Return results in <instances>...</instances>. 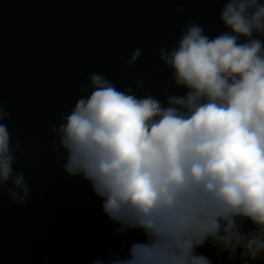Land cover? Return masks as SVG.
<instances>
[{"label":"clouds","instance_id":"1","mask_svg":"<svg viewBox=\"0 0 264 264\" xmlns=\"http://www.w3.org/2000/svg\"><path fill=\"white\" fill-rule=\"evenodd\" d=\"M219 20L215 36L191 21L159 48L170 73L163 99L146 74L118 88L91 72L51 127L56 166L89 185L121 238L120 252L91 264H214L198 251L209 243L264 264V0H223ZM10 119L0 101V197L22 207L32 189L16 168ZM134 230L144 239L128 244Z\"/></svg>","mask_w":264,"mask_h":264},{"label":"water","instance_id":"2","mask_svg":"<svg viewBox=\"0 0 264 264\" xmlns=\"http://www.w3.org/2000/svg\"><path fill=\"white\" fill-rule=\"evenodd\" d=\"M177 7L188 11L178 16ZM222 7L223 0H0V101L11 114L13 141L22 144L17 171L32 189L22 207L0 197V264H91L120 252L121 238L101 200L56 166L50 129L91 72L118 88L134 87L146 74L149 91L163 99L170 73L158 60L159 48L174 46L179 26L191 21L210 36L224 31ZM136 48L143 54L129 68L125 61ZM123 239L144 237L134 230ZM198 251L213 259L219 250L209 243Z\"/></svg>","mask_w":264,"mask_h":264},{"label":"built area","instance_id":"3","mask_svg":"<svg viewBox=\"0 0 264 264\" xmlns=\"http://www.w3.org/2000/svg\"><path fill=\"white\" fill-rule=\"evenodd\" d=\"M218 264H223L226 261L224 259L218 258ZM228 264H236V259H230L227 261ZM240 264H252L248 256H245L243 260L240 259Z\"/></svg>","mask_w":264,"mask_h":264},{"label":"trees","instance_id":"4","mask_svg":"<svg viewBox=\"0 0 264 264\" xmlns=\"http://www.w3.org/2000/svg\"><path fill=\"white\" fill-rule=\"evenodd\" d=\"M218 258H221V259H224L226 262L223 263V264H228L227 261L230 260L229 257H228V253L227 251H221L214 259V264H218L217 260Z\"/></svg>","mask_w":264,"mask_h":264},{"label":"rangeland","instance_id":"5","mask_svg":"<svg viewBox=\"0 0 264 264\" xmlns=\"http://www.w3.org/2000/svg\"><path fill=\"white\" fill-rule=\"evenodd\" d=\"M214 258H215V257H214ZM214 258H213V259H214Z\"/></svg>","mask_w":264,"mask_h":264}]
</instances>
